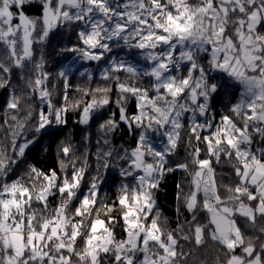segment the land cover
<instances>
[{
  "label": "snow or ice",
  "instance_id": "obj_1",
  "mask_svg": "<svg viewBox=\"0 0 264 264\" xmlns=\"http://www.w3.org/2000/svg\"><path fill=\"white\" fill-rule=\"evenodd\" d=\"M30 3L0 0V88L27 70L24 90L7 102L0 180L32 143L18 144L22 134L64 125L70 112L82 125L102 120L104 146L86 193L88 157L76 155L70 139L58 145L59 169L29 164L0 182V264H198L201 251L214 253L216 264H264V0H39L33 17ZM65 25L77 43L62 52L104 61L123 42L150 64L142 71L112 58L102 83L78 85L74 94L65 72L53 83L44 67L43 45ZM229 81L241 95L210 115V101ZM35 96L44 108L27 103ZM113 104L115 112L99 116ZM121 122L134 136L117 148L109 137ZM149 132L165 138L162 147ZM113 164L128 179L105 203L98 180ZM177 170L176 212L190 218L170 228L155 193Z\"/></svg>",
  "mask_w": 264,
  "mask_h": 264
},
{
  "label": "trees",
  "instance_id": "obj_2",
  "mask_svg": "<svg viewBox=\"0 0 264 264\" xmlns=\"http://www.w3.org/2000/svg\"><path fill=\"white\" fill-rule=\"evenodd\" d=\"M39 4V0H31V3L26 6V15L29 17L40 15V11L37 9V5ZM18 22V20L16 21ZM76 38L72 35V32L69 30L68 26H61L57 29H54L52 33H50L48 42L43 45V56L45 58V71L52 73V82L58 83L56 80L55 74L59 71H62V66L64 63H68L69 60L78 56L75 52H62L63 48H71L74 44H76ZM0 49H2V45H0ZM34 55L37 59H39L41 55L40 46H36L34 48ZM202 56H206V54L201 53ZM82 62H89V60L82 59ZM92 63V62H91ZM66 73L68 79L72 83V92L75 94L76 86H90L95 87L97 84L102 83V78L93 75L91 79H89V75L80 73L78 70H66L63 71ZM27 70L24 73H21L19 69L16 70L15 76L10 78V83L8 87L0 88V140H4L6 136H9L10 133L6 132L8 124L4 123L6 117L5 112L7 109V102L11 99L13 95V91L15 90V94L19 95L24 90L23 84L24 81L21 79L22 75H26ZM212 75H216L213 73ZM145 83H147V78H145ZM60 88L57 89V95L54 98L55 101H60L59 95ZM225 91L227 92V97L225 96ZM241 85L238 82L230 81L225 90L220 91L218 94H214L213 99L210 101V115H214L220 113L224 110L225 105L231 103H235L239 98L241 93ZM114 98V97H113ZM87 99V97H86ZM23 103V102H22ZM27 103H31L34 108H44L45 105L41 104L39 97L35 96V98H31L27 101ZM130 107H134L132 101L129 102ZM116 106L113 104L111 108L105 107L100 110L99 116H103L106 112H115ZM15 114V113H12ZM22 117L23 112L19 113ZM189 115L185 116L187 119ZM67 123L64 125H52L50 128H46L42 130L40 133H37L35 136H32L30 131L22 134L18 139L17 143H24L27 140H32V143L29 145L28 149H26L25 156L20 158L13 163L11 166V170L8 174L0 180V182H10L19 178L22 174L27 171V165H35L41 169H51L55 167L59 169V160L57 156L58 145L61 141H65L66 139H70V142L75 146L76 155H87L90 168L85 176V183L83 185V192H87V185L90 178L96 175V151L98 148L103 147V141L100 139V133L97 132L98 122H102V120L91 121L90 126L82 125L79 121V115L76 112H70L66 116ZM205 119V117H201V122ZM218 119V116H217ZM9 123H11L10 116L8 117ZM121 127H119L115 132L110 134V140L113 145L117 148L128 147L132 144V137L134 133L128 130L127 125L121 122ZM87 136L88 139H82L83 136ZM85 148L87 151L85 152ZM180 155L183 156L184 150L183 147L180 148ZM9 155L15 158V153L9 151ZM218 170L221 172L227 171V166L220 167L217 166ZM128 178L122 177L120 175L119 169L113 164L106 169H102V176L98 180L99 184V195L104 199L105 203H109L115 200L117 195V191L121 186L122 181H127ZM181 182V173L177 170L174 173H170L167 175L166 179L161 182V187L156 191V200L157 204L163 213L164 217H167L169 220L168 227L174 228L176 223L183 222L184 218H190V214L180 215L178 218V214L176 212L177 200H176V185ZM59 202V196H55L52 198V204L55 206ZM37 207L39 205H36ZM117 232L120 231V228L117 227ZM251 233V230L249 231ZM187 251V248L185 249ZM219 251V249H216ZM197 256L200 260L210 261L214 259V253L212 252H198Z\"/></svg>",
  "mask_w": 264,
  "mask_h": 264
},
{
  "label": "rangeland",
  "instance_id": "obj_3",
  "mask_svg": "<svg viewBox=\"0 0 264 264\" xmlns=\"http://www.w3.org/2000/svg\"><path fill=\"white\" fill-rule=\"evenodd\" d=\"M112 58H116L117 60L123 59L128 63L147 67L148 62L145 60H142L139 57V53L137 49H129L127 46H124L121 42V47L114 48L111 53L107 54V58L104 61H89V62H82V58L78 56L72 57L68 63H64L62 66V71L66 70H78L80 73L83 74H91L97 75L101 77L100 72L102 68L109 67L108 60H111ZM92 62V63H91ZM241 95V93H240ZM186 115H191L190 113ZM149 136L151 139V142L154 143L158 148L163 146V143L165 142V138L160 136L159 134L155 132H149ZM11 182V181H10Z\"/></svg>",
  "mask_w": 264,
  "mask_h": 264
},
{
  "label": "clouds",
  "instance_id": "obj_4",
  "mask_svg": "<svg viewBox=\"0 0 264 264\" xmlns=\"http://www.w3.org/2000/svg\"><path fill=\"white\" fill-rule=\"evenodd\" d=\"M123 43V42H122ZM119 47H121V42H120V44H119V46H117V45H114L113 46V49L114 48H119ZM129 49H133V48H130V47H128ZM138 50V49H137ZM138 53H139V57L142 59V60H145L144 59V57H143V54H142V52H141V50H138ZM148 62V65L150 64V61H147ZM141 67V70L143 71V69L145 68V67H142V66H140ZM213 74V73H212ZM217 75V74H216ZM230 82V81H229ZM207 260V256H206V259L205 260H199L198 261V264H204V261H206ZM207 264H216V262H215V260L214 259H212V260H210V261H207Z\"/></svg>",
  "mask_w": 264,
  "mask_h": 264
}]
</instances>
